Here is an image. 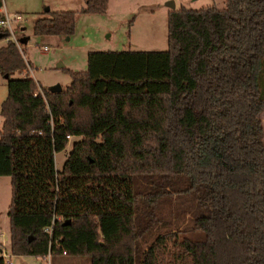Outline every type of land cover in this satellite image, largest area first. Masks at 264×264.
<instances>
[{
  "label": "trees",
  "instance_id": "obj_1",
  "mask_svg": "<svg viewBox=\"0 0 264 264\" xmlns=\"http://www.w3.org/2000/svg\"><path fill=\"white\" fill-rule=\"evenodd\" d=\"M74 20L46 9L32 34L70 35ZM65 70L68 86L42 89L0 45L10 253L164 264L174 246L185 264H264V0L169 8L165 49L90 50Z\"/></svg>",
  "mask_w": 264,
  "mask_h": 264
},
{
  "label": "rangeland",
  "instance_id": "obj_2",
  "mask_svg": "<svg viewBox=\"0 0 264 264\" xmlns=\"http://www.w3.org/2000/svg\"><path fill=\"white\" fill-rule=\"evenodd\" d=\"M168 0H118L106 4L102 13L80 12L83 1L77 0H0V12L3 7L9 16L19 14L21 19L16 25L12 22L15 36L27 35V41L20 43V51L27 62L30 75L42 89L59 84L68 86L70 78L65 70H83L86 67V54L90 50H163L167 46V11ZM174 8L185 6L201 8L215 5L225 6V0H172ZM49 10H73L74 28L70 35H35L32 34L33 20ZM19 25L22 28H19ZM5 39H0V45ZM45 47V49H43ZM6 93V79L0 74V101ZM262 139L264 141V108L260 114ZM0 116V126H1ZM78 136H69L65 146L54 152V168L59 169L71 143ZM9 177L0 175V264H89L85 257H72L60 253L49 256L32 254H12L9 251V233L7 206L9 204ZM165 228V227H164ZM159 227L158 231L164 229ZM199 233L176 232V237L195 236ZM176 248L169 246L164 255V264H185L174 255ZM174 251V252H173ZM1 254L8 255V263ZM174 256V257H173Z\"/></svg>",
  "mask_w": 264,
  "mask_h": 264
},
{
  "label": "built area",
  "instance_id": "obj_3",
  "mask_svg": "<svg viewBox=\"0 0 264 264\" xmlns=\"http://www.w3.org/2000/svg\"><path fill=\"white\" fill-rule=\"evenodd\" d=\"M20 18L21 17L19 14H14L13 16H9L3 7V11L0 15V35L4 32L7 33V36L4 39H7V38L11 39L17 45L18 48L20 47L19 46L20 41H19V38L15 36L13 33L14 28L12 27V22H15L16 25H18ZM43 49H45V47H43ZM66 137L68 136L66 135ZM0 234H3V233L0 232ZM1 256L4 258V261L8 263V259H9L8 255L1 254ZM46 256H49V253H47Z\"/></svg>",
  "mask_w": 264,
  "mask_h": 264
},
{
  "label": "water",
  "instance_id": "obj_4",
  "mask_svg": "<svg viewBox=\"0 0 264 264\" xmlns=\"http://www.w3.org/2000/svg\"><path fill=\"white\" fill-rule=\"evenodd\" d=\"M165 4H166L167 7H169V8H173V7H174V3H173L172 0H168V1H166ZM45 9H47V7H46ZM25 40H26V37H25V36L19 37V41H20V43L25 42ZM60 89H61V86H60L59 84H53V85H50V86L48 87V90H49V91H58V90H60Z\"/></svg>",
  "mask_w": 264,
  "mask_h": 264
},
{
  "label": "crops",
  "instance_id": "obj_5",
  "mask_svg": "<svg viewBox=\"0 0 264 264\" xmlns=\"http://www.w3.org/2000/svg\"><path fill=\"white\" fill-rule=\"evenodd\" d=\"M68 2H70V1H72V0H67ZM84 2V0H77V2L78 3H80V2ZM116 1H118V0H107V5L109 4V2H116ZM214 1V0H213ZM106 8H108V6L106 7ZM174 8V7H173ZM6 11V10H5ZM1 13H2V9H1ZM7 13V12H6ZM21 19V18H20ZM19 24V23H18ZM19 28H22L20 25H19ZM25 37H26V40H25V42L27 41V35H24ZM19 37H22V35H20V36H18V38ZM25 42H23V43H25ZM2 243H0V251H1V249H2Z\"/></svg>",
  "mask_w": 264,
  "mask_h": 264
}]
</instances>
